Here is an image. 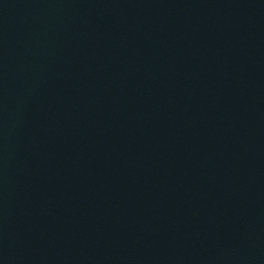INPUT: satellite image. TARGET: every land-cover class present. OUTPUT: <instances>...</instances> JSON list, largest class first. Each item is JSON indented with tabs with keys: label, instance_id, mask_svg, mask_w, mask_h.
<instances>
[{
	"label": "water",
	"instance_id": "obj_1",
	"mask_svg": "<svg viewBox=\"0 0 264 264\" xmlns=\"http://www.w3.org/2000/svg\"><path fill=\"white\" fill-rule=\"evenodd\" d=\"M130 0H0V264H39Z\"/></svg>",
	"mask_w": 264,
	"mask_h": 264
}]
</instances>
